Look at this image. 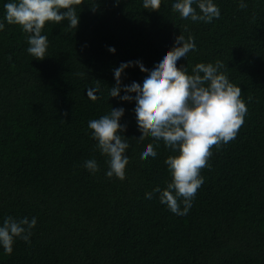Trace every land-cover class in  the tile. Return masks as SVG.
<instances>
[{"label": "trees", "instance_id": "obj_1", "mask_svg": "<svg viewBox=\"0 0 264 264\" xmlns=\"http://www.w3.org/2000/svg\"><path fill=\"white\" fill-rule=\"evenodd\" d=\"M7 2L0 0V223L35 216L37 224L30 243L17 238L11 254L0 249V264H264V0H245L243 9L240 0H213L220 16L210 23L181 18L169 0L152 9L143 0H80L76 28L45 23L42 60L27 53L29 34L5 20ZM180 34L196 48L177 67L191 74L198 63L220 62L247 108L235 138L210 148L183 216L156 193L145 198L170 182L164 161L176 153L138 136L133 97H109L121 62L133 61L124 85L146 71L137 58L150 65ZM92 88L95 101L86 95ZM112 107L124 108L118 131L129 143L125 174L108 178L87 125ZM147 144L155 158L139 155ZM87 159L96 160L95 174L83 167Z\"/></svg>", "mask_w": 264, "mask_h": 264}, {"label": "clouds", "instance_id": "obj_2", "mask_svg": "<svg viewBox=\"0 0 264 264\" xmlns=\"http://www.w3.org/2000/svg\"><path fill=\"white\" fill-rule=\"evenodd\" d=\"M79 2L10 0L4 4L5 20L8 24L20 25L22 31L29 34L26 51L35 59L42 60L48 47V38L42 34L45 23L60 24L67 20L69 28H76L79 17L73 5ZM169 2L181 18H190L194 22L210 23L220 16V9L213 0ZM158 3L159 0H143L142 6L144 9H152ZM194 3L200 9V14L193 8ZM239 7H247L245 0H240ZM4 27L5 24L0 22V31ZM195 48L192 36L187 39L182 34L176 36L174 46L162 51L150 65H145L137 58L135 63L142 69L146 68V71L139 79L133 78L124 85L121 84V75L133 61L121 62L113 70L116 83L109 89V97L121 101L134 98L132 107L139 137L147 133L157 141L163 140L165 146L176 153L164 161L171 176L170 182L163 189L156 186L151 192H146L145 198L151 200L153 193L158 194L160 203L178 216L188 213L197 189L203 183L204 177L200 175V170L209 166L207 160L211 155L210 148L234 139L247 111L240 98V87L230 83L219 71L222 67L220 62L198 63L192 68L191 74H188L186 67H177V61ZM108 51L114 54L116 49L109 46ZM96 92L94 88L87 89L86 95L95 101L98 98ZM123 113V107H112L108 114L89 120L87 125L91 130V138L96 141V148L107 157L108 167L104 174L108 178L125 174V146L129 140L118 131L122 127L120 118ZM139 155L155 158L157 153L152 144H147L140 149ZM83 167L91 174L99 170L95 159L85 160ZM36 224L35 216L31 219H16L12 216L4 218L0 223V249L11 254L17 238L30 243Z\"/></svg>", "mask_w": 264, "mask_h": 264}]
</instances>
